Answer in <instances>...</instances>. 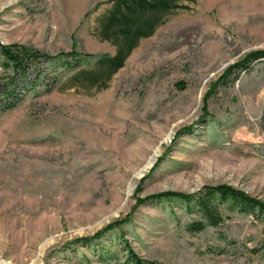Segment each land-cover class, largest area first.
Wrapping results in <instances>:
<instances>
[{
  "label": "rangeland",
  "instance_id": "rangeland-1",
  "mask_svg": "<svg viewBox=\"0 0 264 264\" xmlns=\"http://www.w3.org/2000/svg\"><path fill=\"white\" fill-rule=\"evenodd\" d=\"M94 5L0 0V43L83 53ZM257 51L264 0H199L93 98L48 85L70 58L23 88L0 48V264H264V212L215 196L213 226L197 203L217 185L264 203V58L222 79ZM165 192L192 198L137 204Z\"/></svg>",
  "mask_w": 264,
  "mask_h": 264
},
{
  "label": "crops",
  "instance_id": "crops-1",
  "mask_svg": "<svg viewBox=\"0 0 264 264\" xmlns=\"http://www.w3.org/2000/svg\"><path fill=\"white\" fill-rule=\"evenodd\" d=\"M199 0H95L82 62L67 69L56 92L93 98L108 91L128 58L169 19L193 11ZM90 54L91 56H86Z\"/></svg>",
  "mask_w": 264,
  "mask_h": 264
},
{
  "label": "trees",
  "instance_id": "trees-1",
  "mask_svg": "<svg viewBox=\"0 0 264 264\" xmlns=\"http://www.w3.org/2000/svg\"><path fill=\"white\" fill-rule=\"evenodd\" d=\"M0 48L3 56L9 62V64L13 67L16 76L19 77L20 82H22L23 88H26L29 83L32 82L30 80V76L33 72H36V78H39L42 72V66L49 61H52L58 57H66L70 58L69 61H66L67 69L74 68L81 64L82 62V54L77 52L73 49L70 52H60L58 55H50L48 53L42 52L41 50L30 48L20 44H11V45H4L0 43ZM86 56H91L90 54H86ZM264 58V51H257L249 54L242 62H238L230 66L225 74L223 75V80L229 78L236 69H244L249 70L251 68V64L255 61ZM15 80V79H14ZM58 79L53 77L51 82L48 84L50 87L54 86L57 83ZM15 87L12 91H7V88L4 90L5 97L4 99L7 101L6 103L9 104L14 103L15 101L19 100L20 92H17V83L16 80L14 82ZM206 193L203 197L198 198V205L200 206L201 210L204 213V216L209 220L210 224L213 226L218 225L222 218L218 213L217 205L214 202V197L218 196V198L225 202L229 199L234 200L235 202L240 203L243 208H258L261 212H264V203L260 200L249 196L245 192L235 189L232 186L228 185H217V186H209L206 187ZM171 197H179L182 199L190 200L192 197L190 195H186L183 193H174V192H165L158 195L151 196L149 198H142L138 199L137 204H141L147 202L148 200L152 199H162V198H171ZM123 220L117 221L110 226H108L101 234H105L111 228L116 227L117 225L121 224ZM198 228H202L203 224L198 223ZM100 236V235H99ZM86 241V240H84ZM264 249V245H263ZM131 257L133 258L135 264H145L144 261L140 260L133 251H130Z\"/></svg>",
  "mask_w": 264,
  "mask_h": 264
},
{
  "label": "bare ground",
  "instance_id": "bare-ground-1",
  "mask_svg": "<svg viewBox=\"0 0 264 264\" xmlns=\"http://www.w3.org/2000/svg\"><path fill=\"white\" fill-rule=\"evenodd\" d=\"M154 159H155V158L151 159V160L149 161L148 165H151ZM138 178H139V177H138L137 175L134 176V179H135V180H137ZM132 192H133V187L130 186V187H129V194H131Z\"/></svg>",
  "mask_w": 264,
  "mask_h": 264
}]
</instances>
